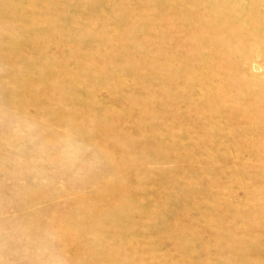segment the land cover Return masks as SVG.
<instances>
[{
  "label": "rangeland",
  "instance_id": "obj_1",
  "mask_svg": "<svg viewBox=\"0 0 264 264\" xmlns=\"http://www.w3.org/2000/svg\"><path fill=\"white\" fill-rule=\"evenodd\" d=\"M41 1L0 0V264H101L100 259L97 258L100 255L96 252V256L94 250L104 242L103 236L107 229L105 224H99L96 230L94 228L93 231H97L96 233L93 232L79 238L78 243L65 237V224L69 219L81 221L86 211L97 209L100 206V199L108 191H115L114 193L118 197L123 195L121 191L129 189L133 191L134 185L132 186L130 180L134 172L137 173V171L148 172L149 175H152L149 180L153 185L150 194L155 195L156 193L155 196H159L158 200L163 199L162 203L152 200L151 202H155L146 207V212L148 211L151 218L149 216L148 219L145 217L136 218L135 240L140 252V256L137 255V259L134 258L137 264H141L144 254L146 256L147 252L153 251V249L156 255L150 254L146 264H164L165 262L167 264H189L191 260H195L196 263L198 262L197 264H207L208 262L209 264H240V257L237 260V256H240L239 249L241 250V248L239 246L238 249L237 242L241 240L242 234L256 226H264V179L238 174L240 170L254 172V168L264 169L255 150L257 142L261 145V139H256L257 141L252 145L248 143L249 140L242 141L244 146L242 150H239V142L229 139L232 134L231 130H225V122L218 116L221 109L229 108L230 110L233 107L227 97L236 93V89L230 85L229 79L234 76L238 81L241 79L239 81L241 90L237 87L240 97L244 96L246 101H254L253 94L257 92L261 103L264 104V0H125L126 9L123 6V13L118 15L119 22L114 16L117 5L114 3L119 0H108L105 3H101L100 0H84L86 3L80 8L79 11L82 13L77 14L76 20L78 21L75 24H68L70 17L67 14L68 10L65 12L61 10L58 23L60 25L67 24L69 30L72 25H75L74 27H77L76 30H79L81 34L75 39V44H70L66 63L60 65V70L69 71L68 69H70L72 73L82 71V76H85L89 85L87 92L90 97L85 108L71 95L68 96L59 89L58 92L55 90L46 101L43 98L46 90L42 91L41 75L35 72L29 73L33 69L37 70V67H34L33 63L29 61L28 64L21 63L23 60L37 59L39 51L46 44L49 53H54V55L61 53V51H56L59 49H56L53 43V46L50 45L51 42L47 43L44 35L36 37L40 34L35 32L34 27L51 18L50 9L44 10L43 1ZM5 2L10 7L19 5L21 8L24 6L22 13L16 18L1 12L6 7ZM167 3L170 4L169 8ZM138 6L145 12L144 16L136 9ZM94 7L103 13L104 22L98 19L96 12L93 11ZM108 10L110 13L105 15L104 13L109 12ZM188 15L192 22L187 21ZM172 16L177 19L174 23H166L169 25L166 28L158 26V24H162L157 22L152 23V28L151 26L147 27L150 19L166 20ZM29 18L32 20L27 21ZM243 21L246 22V27H242ZM199 24L206 26L207 30L195 31V27ZM122 25L124 27H121ZM217 27L223 31H216L219 36L215 39L216 41L209 42L207 37H203L200 38L198 47L194 45L196 37L201 36L203 32H212ZM133 28L136 30L130 31ZM24 30L29 31L30 34L24 33V36ZM124 30L130 31L125 34L126 40L116 34V32L121 33ZM61 31L59 35L71 32ZM33 32L36 34L33 35ZM139 37L141 42H138ZM227 39L236 47L223 58L215 49L223 46ZM101 40L103 44H98L97 42H101ZM82 42L84 46H78ZM173 42L178 43L179 46H174ZM64 43L65 36L61 38L58 45L61 46ZM209 47L211 49H208ZM198 51L203 55H210L205 59L206 65L205 63L204 65L198 64ZM170 52L174 54L181 52L180 58L171 60L168 57ZM92 53L96 60H100L102 57V59H106L107 64L104 65V71H99L92 62H84L85 57ZM129 56L132 57V62L126 64L123 62L124 58L127 59ZM182 63L190 67L200 66L197 73L202 70L203 76L197 74L199 79L208 75L211 84L217 87L216 95H210L205 100V107L207 106L210 110L206 108L207 113L217 116L212 125L214 133L208 135L212 144L218 146L220 154L215 153L217 150H210L212 151L210 153L208 149L206 151L205 149L200 150L196 146L193 147L194 152L191 151L193 162L186 166L187 171L182 174L183 176L177 177L178 164L169 159L168 151L160 152L153 149L145 154H139L126 142L127 139L123 132L127 128L126 123L130 120L128 116L137 118L139 113L145 116L144 122L148 129L150 128L149 132H157L161 127L166 126L168 137L180 135L186 128H192L195 122L199 123L201 118H197L196 121L195 118H188L190 103H195L200 96V89L196 85L187 88L181 80V78H189V71H181L178 74L181 78L175 79V82L170 83L168 88H159L149 84L136 87L134 71L142 70V67L147 69L154 67L155 73L164 75L167 72L179 70L178 67ZM211 63L215 66L212 67ZM219 63L226 64V66H230V70L236 71L232 72L228 69L223 73L217 69ZM121 66H123L124 73L118 82L111 86L104 85L103 79L107 73H110L113 68ZM210 71H212V75ZM227 74L230 76L229 78H227ZM64 75L62 73V79ZM225 76L227 77L225 78ZM26 78L29 80V85L25 83ZM58 84L60 83L55 79L52 86ZM130 89H135L134 97L130 93L132 92ZM243 90L245 91L243 92ZM26 92L30 95L27 100L23 98V93ZM130 96L131 98H129ZM130 99L134 106L130 104ZM59 100L60 104L58 105ZM257 100L256 98L255 101ZM51 101H55L56 104L50 105L48 102ZM142 103H145V106ZM125 105L132 107H130L131 113L126 111L127 106L125 107ZM47 109H53V113L46 114L45 111H49ZM106 109L114 112L113 117L109 118L110 123L105 115ZM85 115L91 116V120L105 116L107 123L114 125L120 131L117 143L123 149L122 154H116L114 151L109 153L107 144L98 143L97 133L92 132L93 128L89 126V123L88 126L83 124L80 128L75 125L78 119ZM72 118L75 121L73 120L68 125L63 124L64 121ZM217 133H220L219 136ZM193 134H197L196 137H206L203 135V130L194 131ZM137 140L143 142L147 140V136H139ZM186 140V137L180 140L183 142L181 149L183 145L188 146L191 142L190 139ZM258 144L257 146H259ZM213 155L220 157V160L223 159L221 163L214 161L211 164L209 160L214 157ZM227 158L234 161L232 163L240 162L234 165L233 169L228 167L231 169L229 170L224 166L227 164L225 161ZM212 170L219 171V173L212 174ZM163 171H166L165 173L171 171L172 173H169L172 174V179L178 178L182 182L177 180L178 183L174 184L175 189H173L174 186L170 182L164 181L161 182V185H169L164 186L165 190L163 191L158 190L159 188L156 187L160 185V181L157 184L156 176L163 174ZM192 172L195 173L194 175L201 172H206V174L200 179L196 177L197 175L192 177L194 176ZM226 173L232 176L229 177ZM184 175H186L185 178ZM187 175L191 176L188 178ZM140 177L143 179V175ZM190 177L194 180H191ZM213 182L220 185L216 190L211 191ZM205 183L210 187L203 186ZM169 186L172 188L171 190ZM195 186L197 189L201 187L200 190H196V193L194 192ZM173 191L179 195L190 194V199H192L190 200L192 203L188 205L192 207L187 208L181 221H178L186 227L184 229L177 224L171 225L170 220H167L166 217L163 218V213L168 209L169 201L174 196ZM217 192L224 195V197H220V201H223L222 205L226 203V206L222 208L221 205L219 209L222 213V222L220 221L216 227H212L208 213L212 210L209 200L210 197L214 198ZM241 201L245 203L246 208L238 207ZM96 204H98L97 208H95ZM256 209L261 211L259 213V210L257 211L258 215L254 212ZM203 210L207 212H203ZM248 210H252V212L250 213ZM149 212L157 214L150 215ZM254 214L257 216L254 219L257 220L252 219ZM234 215L236 218L239 216L240 220L250 218V222L248 221L247 224L248 227L251 223L249 228L246 229V227L242 231L238 225L240 220L234 219ZM249 215L253 216L249 217ZM153 219L162 220V225L159 228H154L152 226ZM81 222L80 228H83V232H89L91 228L87 226V222ZM254 222L257 223L253 225ZM176 228L178 229L176 230ZM185 232H187L186 235ZM227 236L232 237L235 244H229L225 248L223 247L225 242L218 240L226 239ZM114 237L119 240L117 235ZM236 238L238 239L236 240ZM218 245H221L222 249ZM262 261L264 263V259ZM120 264H132V258L124 257L120 260Z\"/></svg>",
  "mask_w": 264,
  "mask_h": 264
},
{
  "label": "bare ground",
  "instance_id": "obj_2",
  "mask_svg": "<svg viewBox=\"0 0 264 264\" xmlns=\"http://www.w3.org/2000/svg\"><path fill=\"white\" fill-rule=\"evenodd\" d=\"M42 1L41 2L43 3L42 6H43L44 10L45 9H47V10L50 9V11H51L50 17L51 18L49 20H47L45 23L39 24V25H37V26L34 27V29L36 30L35 32L36 33L38 32L41 35V36L40 35H37L36 37L38 38V36L39 37H42L44 35L47 43L48 42H51V44L49 43L50 45H52V43H53V45L56 46V49H59V50H56V49L55 50L56 51H61V53L60 54H57V55L56 54L54 55V53L53 54L49 53L47 51L48 48L46 47V45H47L46 44L39 51V55H38V58L37 59L23 60V61H21V63L28 64V61H29L30 63H33L34 67H37V70L36 69H33L29 73H34L35 72V73H38V74L41 75L40 76L41 77V81H42L41 83L43 85V86L41 85L43 87V90L42 91L46 90L45 91V94L43 93L44 94L43 95V98L46 101L49 100V96H51L52 93L55 92V90L57 91L59 89V90H62L66 95H68V96L71 95V97L76 102L80 103L81 106L83 105L84 108H85L86 105L89 102V98L90 97L88 96V92H87V89H88L89 85L86 82L87 80H85V78H84L85 76L84 77L82 76V71H75V72L72 73L70 69H68L69 71L60 70V65L61 64L64 65L66 63V55H67V52L69 51L70 44L71 43H74L75 44L74 41H76L75 40L76 38L80 37L81 32L79 30H76L77 27H74L75 25L74 26L72 25L71 28H70V30H69V26L67 24L60 25L58 23V21H59V12L61 10L63 12H65L66 10H68V13L67 14L70 16L69 19H68V24L69 23L75 24L76 21H78V20H76L77 14L80 12L79 11V10H81L80 8L84 6V4L86 3V1H84V0H42ZM100 1H101V3L102 2L105 3L106 1L108 2V0H100ZM124 1L125 0H119V2L114 3V4H117L116 5V10L114 11L115 12L114 16H115L117 22H119L118 15L121 14V13H123L124 8L126 9V6L124 4ZM5 4H6V7L3 10H1V12L6 13L7 15H12V16H14V17L17 18V16H19L22 13V11H23L22 9H23L24 6L21 7V8L19 7V5L14 6V7H10V6L7 5L6 2H5ZM123 6H124V8H123ZM169 6H170V4L167 3V7L168 8H169ZM136 9L140 13H142V16H144L145 12L141 9L140 6H138ZM93 11L96 12L95 14L98 16V19L100 21H102L103 20V13L102 12H99L98 9H96V7H94V10ZM81 13L82 12H80L79 15ZM109 13H110V11L109 12H105L104 14L106 15V14H109ZM82 16H84V15H82ZM33 17H35V16H33ZM30 18H32V17H30ZM30 18L27 21L32 20ZM105 18H106V16H105ZM176 19H177V17L174 18L173 16L172 17H168L166 20L150 19V22L148 23L147 27H150L151 26V28H152L153 27L152 26V23L157 22V23H161L162 24V25H159L158 24V26H161V27L164 26V28H166V27L169 26L166 23H174L176 21ZM187 19H188L187 21H190L191 20V18H190L189 15L187 16ZM116 21H115V23H116ZM211 21H214V20H211ZM103 22H104V20H103ZM190 22H192V21H190ZM112 25H114V24H112ZM191 26H193V25H191ZM114 27H116V26L114 25ZM121 27H124V26L122 25ZM205 27L204 26H201L199 24V26L195 27V31H206L207 29ZM242 27H246V22L245 21L242 22ZM115 29H117V28H115ZM61 30H63V31H61ZM135 30L136 29L133 28L130 31H133L134 32ZM188 30L190 31V29H188ZM60 31L61 32L71 31V32L70 33H67V34H64V35H59L60 34ZM130 31H125L124 30L121 33L120 32H116V34L120 38L126 40L127 38H126L125 34H128V32H130ZM216 31H223V30L220 27H217V28H214L212 32H209V33H204L203 32L201 36L196 37V39L194 40V45L196 47H198V45L200 43V38H203V37H207L208 40H209V42L212 41V40L216 41L215 39H217V37H219L216 34ZM28 32L29 31L24 30L23 35H24V33L25 34H30ZM35 32H33V35L36 34ZM148 32H150V31H148ZM63 36H65V43L63 45L59 46L58 43L60 42V40H61V38ZM32 41H34V40H32ZM103 41H104V39H103ZM103 41L101 40V42H97V43L98 44L99 43L100 44H103ZM163 41H165L164 38H163ZM138 42H141V38L140 37L138 38ZM84 44L86 46V43H84ZM172 44L174 46H179V44L176 43V42H173ZM78 46L83 47L84 46L83 45V42L81 44H78ZM196 47H195V49H196ZM234 47H236V46H234V44L231 43L229 39H227V40H225V44L223 46H221L220 48L215 49V50L217 52H219V56L222 55L223 58H224V56H226L232 50H234ZM208 49H211V48L209 47ZM96 52H94V53H96ZM94 53L86 56L85 59H84V62H92L93 66L95 68H97L99 71L102 72V71H104L103 69H105L104 68V65L107 64V61H106V59H102L103 57L100 60H96ZM209 53H211V50H209ZM180 54H181V52L180 53H177V54H174V53L170 52L168 54V57L171 58V60L172 59H175V58L178 59V58H180ZM197 54H198L197 57H198V62H199L198 64L199 65H204V63L206 62L205 59L209 58V56H210L209 54L203 55L200 52L197 53ZM96 55H98V54H96ZM123 62H125L126 64L131 63L132 62V57L129 56L127 59L124 58V61ZM205 65H206V63H205ZM214 66L212 64V67H214ZM197 67H190L189 65L186 66L185 64L182 63L178 67V68H180L179 70L176 69L175 72H167L164 75H162V74L159 75V74L155 73V71H154L155 68L154 67H151L150 69H147L145 67H142V70H136L133 73L135 82L137 83L136 84V87H138L140 85L149 84L150 86L156 85L159 88L160 87H162V88H168V85L170 83H172L173 81L175 82V79L178 80V78H181L178 75L181 71H184V72H186V71L188 72L189 71L188 72L189 73V78L188 79H182L181 78L182 82H184V84H185V87L191 88L193 85L194 86L196 85L200 89L199 99L195 103H190V108H189V112H188V118L189 119L195 118V121H196L197 118L198 119L201 118L202 123H200L201 120L200 121L198 120L199 123H196L195 122L194 123V126H192V128H189V129L186 128L185 131H182L183 132L182 134L179 133L180 135H175V136L172 135V137L171 136L168 137L169 135H166V130H165V129H168V128H166V126L161 127L158 131L156 130L157 132H153V133L152 132H149L150 128L148 129L146 123L144 122L145 116L143 114L140 115V113H139V115L137 114L138 115L137 118L135 116L132 117L131 115L128 116V118H130V120L128 121V123H126L127 128L123 132L125 134L126 139H127L126 142L129 143V146H132L135 149V151L137 153H139V154H141V153L142 154H145L149 150H153V149H156V151H160V152L161 151L163 152V150L168 151L169 152V156H170L169 159L171 161H173V162H175V163L178 164L177 172H176L177 173V177L179 175H182L183 173H186V171H187L186 170V168H187L186 166H188V164H190V163L193 162L192 161V157H191V151L194 152V150H192L193 147L196 146L200 150H204V149L206 150V149H208L210 153L212 152L210 150H217L215 153H217V155L220 154V153H218V146L217 145H213L212 142H211V138L209 137L210 134L213 135V133H214L212 131V128H214V127L212 125H213L214 118L217 117V116L210 115L211 113H209V112H208L209 113L208 114L207 113V110H206L207 106L205 107V104H206L205 103V100L210 95H214L217 92V87H215V85H212L211 84V79H210V77L208 75H206L205 77H200L201 78V80H200L199 79V76L197 74L200 75L202 70L200 69L201 70L200 73H197V72H199L198 70H199V67L200 66L198 68ZM207 67H209V65H207ZM210 67H211V65H210ZM217 67H215V68L220 69V71L223 72V71H227L230 66H226V64H220L219 63V65ZM168 68H169V65H168ZM217 69H215V70L218 71ZM215 70H213V71H215ZM229 71H232V70L229 69ZM229 71H228V73H229ZM62 73L65 74L63 79L61 78ZM123 73H124L123 66H121L119 68H113L110 71V73H107V76L104 77V79H103L104 80V83H105L104 85L111 86V85L116 84V82H118V79L121 77V75ZM211 73H212V71H210V74ZM223 73H225V72H223ZM219 74H220V72H219ZM233 75H235V74H233ZM187 76H188V74H187ZM227 76H228V74H227ZM227 76H225V78ZM229 77L230 76H228L227 78H229ZM55 79L58 80V83H60V84H58V85H56V86L53 87L52 85H53ZM229 79H230V82H231L230 85L233 88L236 89V93L234 92L235 93L234 95L233 94H231V95L228 94L229 96L227 97V100L233 104V107L230 110H229V108L228 109H221L219 107V110L220 109L221 110H220V113H219V116L218 117L219 118H222L224 120V122H225V130H227V131L228 130H231V133L232 134H231V137H229V139H232L233 141H237V143L239 142V144H240L239 150L240 149L242 150V147L244 146L242 144L246 140L247 141L249 140L248 143H250L252 145V144H254L255 141H257L258 139H261L260 140L261 141V145L258 144L259 142H257V144L259 146H257V144H256L255 145L256 146V149L255 150H256V155H257L259 161L261 162V165H264V104L261 103V101H260L261 98H259V96L257 95V92H256V94H253L254 101H252V100H248V101L244 100V98H243L244 96L243 97H240V93H238V91H237L238 89H240L239 81L241 79L238 81V79L236 80L235 76L232 77V78H229ZM181 80H180V82H181ZM243 80H245V79L243 78ZM25 83H26V85H29L28 84L29 83V80L27 78L25 80ZM227 83H229V82H227ZM224 85H223V87H224ZM252 85H253V83H252ZM132 87L134 88V86H132ZM237 87H238V89H237ZM139 89H140V87L138 88V90ZM199 89H197V90H199ZM220 89H222V88H220ZM131 91L132 92H130V93H132V96L134 97L136 95V94H133V93H135V89L134 90H131ZM244 91L245 90H243V92ZM227 92H229V91H227ZM250 95H252V94H250ZM255 95H257L256 96V98L258 99L257 101H255V99H256L255 98ZM29 96L30 95H29L28 92L23 93V98L24 99L27 100V98ZM129 98H131V96ZM30 99H28V100H30ZM64 100H65V98H64ZM132 100H135V99L132 98ZM222 100L224 101L225 98L222 99ZM62 101H61V103H62ZM65 101H67V100H65ZM216 101L219 102L218 100H216ZM72 102H71V104H72ZM131 102L132 101L130 99V104H131ZM15 103H16V101H15ZM48 103L50 105H52V106L56 104L55 101H51V102H48ZM128 103H129V101H128ZM137 103H139V101H137ZM221 103H223V102H221ZM57 104L58 105L60 104V100L57 102ZM223 104H225V103H223ZM132 106H134V105H132ZM228 106H229V104H228ZM125 107H126V111H128L129 113H131V110H130V107L131 106L130 105L129 106L128 105H125ZM196 107H198V108L196 109ZM222 108H224V106ZM145 109H147V108H145ZM47 110H49V111H45L46 114H50L51 115L53 113V109H47ZM105 112H106L105 115H106V117H108V120H109V118H112L113 115H114V112H111L110 109H106ZM216 113H217V111H216ZM216 113H214V115H216ZM145 115H147V114H145ZM68 117H69V115H68ZM91 118H92L91 116L85 115L82 118L78 119V121H77L76 124L75 123H73V124L77 125L80 128L83 124L86 125V126H88L87 124L89 123L90 124L89 126H91V128L94 129V130L92 129V132L95 133V134L97 133L96 134L97 136L96 135L95 136L97 137L96 139H97L98 143L100 142L101 144H107L109 146V148H108L109 149L108 150L109 153H112L111 151H114L116 154L117 153L118 154H120V153L122 154L123 149L120 146V144L117 143V136L120 134L119 133L120 131H118L114 127V125H109L110 120H109V123H107V120H105V116H104V118H98V117H96L95 120H91ZM73 120H74L73 118L71 120L70 119L69 120L67 119V121H64L63 122V124L65 123L64 125H68V123H72ZM164 122H166V120ZM170 123H171V121H170ZM244 123H245V125H244ZM167 124H169V123H167ZM163 125H164V123H163ZM200 130H203V133H204L203 135H205L206 137L200 136L201 134L199 135L200 137H196L197 134L196 135L193 134L194 131L196 132V131H200ZM86 131H88V130H86ZM217 134L219 136L220 133H217ZM142 135L147 136V140H145L143 142H141V141L138 142L137 138L139 136H142ZM184 137H186L187 140L190 139L189 141H191V142L189 143L188 146H184L183 145L182 146V149H181V145H182L183 142H180V140L182 138H184ZM244 137L246 138L245 140H244ZM121 138H123V137H121ZM140 138H142V137H140ZM218 140L219 139L217 138V141ZM242 141H244V142H242ZM234 144H235V142H234ZM211 146H212V148H211ZM196 151H195V153H196ZM101 153H102V151H101ZM198 153H201V152H198ZM213 153H214V151H213ZM217 155L216 156L213 155L214 157H212V158L211 157H208V158H211L209 160V161H211V164H213L214 161L221 163V161L223 159L220 160L221 158L218 157ZM194 156H196V155H194ZM169 159H168V161H169ZM225 161H226L227 164H225L224 166L226 168L229 167L231 169H233V166L234 165H237L240 162V161H237V163H232L234 161H232L229 158H227V160L225 159ZM261 165H260V167H261ZM211 169H213V167H211ZM231 169H229V170H231ZM175 170H176V165H175ZM253 170H255V171L254 172H247L245 170H242V171L240 170L238 172V174H242V175H245V176L261 177V178L264 179V169H262V168L261 169L260 168L259 169H255L254 168ZM135 171H136V169H135ZM197 171H198V169H197ZM199 171H200V169H199ZM133 172H134V170H133ZM165 172L166 171H163V174H161L160 176H156L157 177V184L159 183L158 181H160V185H158L156 187V188H159L158 190H162L163 191V190H165L164 188L169 185V184L168 185H166V184L165 185L164 184L161 185V182L168 181V183L170 182L174 186L175 183H176L175 185H177V183H178L177 180H180L178 178L176 180H173L172 179V174H171L172 172L171 171H169L171 173H169V172L165 173ZM173 172H175V171H173ZM211 172H212V174H215V175H217L219 173V171H214V170H212ZM226 172H227V170H226ZM154 174L156 175V173H154ZM194 174L192 172V175H194ZM205 174H206V172L205 173L204 172H201V173H197L196 174L197 176L194 175L192 177H195L196 176V177H198V178L201 179ZM141 175H143V179H142V177H140ZM150 175L148 174V172H145L144 173V171H143V173L138 172V171H137V173L134 172V174H133V176L131 177V180H130L132 182V186L134 185V189H133V191H131V189L125 190V191H121L123 193V195H121L122 197L121 196L118 197L117 194L114 193L115 191L113 192V191H108L107 190L108 192L99 201L100 202L99 203L100 206L97 208V205L98 204H96L95 208H97V209H89L88 211H86L85 216L81 220V221L87 222V226L89 228H91V230H89V232H87V231L83 232V230H82L83 228H80V224L82 223L80 220H75L74 221V220H70L69 219V221H67V224H65L66 225V228L64 227L65 237L67 239H71L72 241L78 243L79 242V238H82V237H85V236H87L89 234H92L97 229V226H99V224H105V228L107 227V229H105V233H104V236H103L104 237V239H103L104 242H103L102 245L100 244L94 250L95 251L94 253L96 254V256H97V253L100 255L97 258L100 259L101 264H120V260L122 258H124V257H130V258H132V264H137L135 259H137L136 258L137 255L140 256V254H139L140 252H139L138 246L136 244V240H135V232H136L135 230L137 229L136 228V220H137L136 218H138V217H145L146 219H148L147 217L149 215L147 213L148 211L146 212V207L149 206L150 204H152L153 202H155V201L151 202L152 200H158L159 199V196H155L156 193H155V195H151L150 194V191H151V189L153 187L152 183L149 181V180H151ZM226 175L229 176V177L232 176V175L230 176L228 173H226ZM189 176H191V175H189ZM189 176H188V178H189ZM185 177H186V175H184V178ZM198 178H196V179L198 180ZM190 179H191V177H190ZM191 180H194V179H191ZM154 183H155V180H154ZM194 183H195V181H194ZM172 185H170V186H172ZM205 185H207L208 188L210 187V185H208L206 183L203 184V186H205ZM211 185H212L211 191H214V190H216L219 187L220 184H217V183H214L213 182V183H211ZM199 188L201 189V187H199ZM171 189L172 188L170 187V190ZM173 189H175V186H174ZM198 189L196 187V189H195L194 192L196 193V190H198ZM173 192H174L173 193L174 196L170 199V201H169L170 202L169 203V207L165 211V213H163L164 214L163 215V218L166 217L167 220H170V222L172 223L171 225H176L177 224V225L180 226V228L184 229L185 226H183L181 224V222H178V221H181V217L186 212L187 208L192 207V206H188V205H190L192 203V202H190V200H192V199H190V194L188 195V194H183L182 193V194L179 195V194L175 193V191H173ZM168 193L170 194L171 192H168ZM187 193H188V191H187ZM198 193H199V191H198ZM220 197H224V195L223 194H220V192H217L216 193V196L214 198L210 197V200H209V202L212 205V210L210 212H208L210 214V225L212 227H216L217 224L221 220H223L221 218L222 213L219 210L220 207H221V205H222V203H223V201H220ZM158 201L160 203L163 202V201L161 202L160 200H158ZM181 202H183V203H181ZM206 202H208V201H206ZM194 203H196V202H194ZM225 206H226V203H224V205H222V208L225 207ZM161 207L162 208H165L163 206H161ZM161 207H159V209ZM238 207H241V208L242 207H245L246 208L245 203L242 202V201L240 202V204L238 205ZM226 208H228V207H226ZM158 210H157V213H158ZM228 210H229V208H228ZM258 210L257 209H256V211L254 210V212H256V215H258L257 214V211ZM203 212H207V211H204L203 210ZM248 212L251 213L252 210L251 211L248 210ZM259 212H261V211L259 210L258 213ZM152 213L149 212L150 215ZM153 214H155V213H153ZM250 215H249V217H252L253 216V215L252 216H250ZM256 215L254 214V216L252 217V219H254V217H257ZM235 216L236 215H234V217ZM149 217L151 218L152 216H149ZM237 218H238V220H240L239 216ZM237 218L235 217L234 219H237ZM254 220H257V219L255 218ZM248 221L250 222V218L249 219H242V220H240L238 222V225H239V227H241L242 231L244 230V228L247 227V224L249 223ZM251 221H253V220H251ZM261 221H263V220H261ZM152 222H153L152 223V226L154 228H159L162 225V220H160V219H153ZM256 223L254 222L253 225L256 224ZM163 224L166 225L165 223H163ZM84 225H86V224H84ZM250 225H251V223H250ZM253 225H252V227H253ZM169 226H167V227L170 228L171 226L170 227ZM249 226L246 229H248ZM176 227H178V226H176ZM94 228H95V230L93 231ZM164 228H165V226H164ZM172 228H174V227L172 226ZM177 229L178 228H176V230ZM181 230H180V232H181ZM210 230H213V229H210ZM215 231H217V230H215ZM96 232H94V233H96ZM234 232H236V231H234ZM186 233L187 232H185V235H186ZM263 233H264V226L262 227L260 225V226L254 227V229L247 230L245 233L242 234L243 236L241 237V240L237 242L238 249H239V246L241 248V250L239 249V252L241 251L240 256H237V260H238V257H240L239 258L240 259V264H247L248 262H249L248 264H264L263 261H262L264 259V238H263L264 236H263ZM115 235H117L119 237V240H116L115 239V237H114ZM223 238H225V237H223ZM231 238L232 237L227 236L226 239H219L218 241L219 242L220 241H222V242L224 241L225 242L224 243L225 245L223 247H225V246L228 247L229 244L230 245L235 244V242ZM234 239H235V237H234ZM237 239L238 238H236V240ZM220 244L222 245V243H220ZM221 245H218V246H220V249H222L221 248ZM234 246L236 247V245H234ZM231 249H232V247L230 248V250ZM230 250H229V253H230ZM233 251H234V249H233ZM233 251H232V253H234ZM152 253L156 255V252L154 253V249H153V251L152 250L151 251H148L147 254H146V256L144 254V257L141 254V256L143 257V260H142V263L141 262L140 263L141 264H146L147 263L146 260H147L148 256L150 254H152ZM231 257H229V258H231ZM158 259H160V258H158ZM187 263H188V260H187ZM197 263L195 262V260L194 261L191 260L189 262V264H197ZM184 264H186V263H184ZM207 264H209V262Z\"/></svg>",
  "mask_w": 264,
  "mask_h": 264
}]
</instances>
